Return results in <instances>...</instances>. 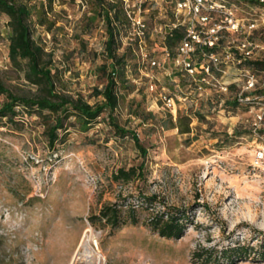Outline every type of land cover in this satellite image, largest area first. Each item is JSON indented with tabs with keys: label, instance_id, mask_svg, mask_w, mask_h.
Here are the masks:
<instances>
[{
	"label": "rangeland",
	"instance_id": "1",
	"mask_svg": "<svg viewBox=\"0 0 264 264\" xmlns=\"http://www.w3.org/2000/svg\"><path fill=\"white\" fill-rule=\"evenodd\" d=\"M42 1L54 23L50 30L35 24L33 36L53 51L57 90L80 94L92 104L99 99L93 89L105 84L97 71L107 38L103 22L99 17L87 21L94 13L89 0H52L49 8ZM175 1L128 0L131 18L119 35L118 53L129 54L113 116L137 133L145 156L130 135H119L109 124L108 111L85 131L73 115L67 117L53 148L46 127L54 115L47 111L27 114L17 106L13 121L2 120L0 264H70L73 258L72 264H264L259 257L264 156L256 159L264 148V128L253 124L264 102V93H258L264 71L237 58L264 61V5L218 0L237 21L214 12L202 25L203 37H217L218 58L217 69L202 80L200 68L193 76L182 68L177 45L165 46L174 26L201 27L177 12ZM137 19L144 24L139 35ZM7 21L0 15V79L15 94L34 95L38 87L25 78L24 63L15 66L8 57ZM248 72L255 73L256 83L245 90ZM240 93L253 95L254 102L227 104ZM4 99L0 94V105ZM150 112L167 126L151 119ZM179 114L190 117L187 133L169 124ZM140 164L141 174L128 180L114 177L118 169ZM152 196L156 200L151 203L138 202ZM103 208L109 214L117 210L116 226L101 217ZM164 211L185 213L180 237L165 238L151 227L150 219ZM87 238L88 262L81 247ZM236 243L253 247L248 258L234 263L218 258Z\"/></svg>",
	"mask_w": 264,
	"mask_h": 264
},
{
	"label": "trees",
	"instance_id": "2",
	"mask_svg": "<svg viewBox=\"0 0 264 264\" xmlns=\"http://www.w3.org/2000/svg\"><path fill=\"white\" fill-rule=\"evenodd\" d=\"M35 0H0V15H6L8 28V57L13 65L20 66L24 63L25 78L32 84L37 85L38 93L34 95H18L7 88L0 79V94H3L5 99L0 105V124L5 118L13 121L18 114L17 106H21L27 114L34 111L42 113L47 111L54 115L51 123L46 127L48 136V144L53 148L55 141L58 139V130L65 129L64 120L73 115L79 129L85 131L91 124L100 116L101 113L108 111V122L114 130L121 136L130 135L134 141L137 150L142 156L147 154V149L140 143L139 137L135 131L127 130L120 126L113 116L115 109L118 107L119 95L117 86L120 82H125V68L127 65L129 50L123 53H118L120 46L119 35L122 28L129 23L126 11L120 0H89L94 5V13L87 17V21L93 22L96 17H99L106 29L107 38L104 42V61L97 67V71L105 79V84L99 89H93V96L99 98L94 103H89L80 94L70 95L57 90L56 80L58 68L54 67L53 51H47L42 43L34 36V26L38 24L45 26L48 30L51 29L54 21L47 16L49 9L44 5L42 0L30 3ZM253 5L260 4L257 0H245ZM52 0H47L48 8L51 6ZM33 14L36 18L33 20ZM185 37V26L176 25L171 28L165 36V46L171 49L173 46H178ZM213 47L197 46L195 55L200 61V51H214ZM174 55V53H172ZM237 58H243L242 64L248 68L260 69L264 71V61L250 60L241 55ZM54 70V72H53ZM213 71V69H212ZM259 94L264 93L258 91ZM244 97H252L253 95L243 93ZM239 102L238 97L233 102H228L230 106H235ZM139 114V111L136 112ZM149 117L155 122L159 121L163 126H167L165 119H157L153 113H148ZM190 117L185 114H179L176 122H170L172 127H177L180 133L190 131ZM264 133V129L261 130ZM143 164L139 167H130L127 170L120 168L114 175L116 179H130L132 175L141 174ZM153 202L156 197H140L138 202L143 201ZM111 210V209H110ZM109 214L108 208H103L101 217L105 218L112 226H116L119 222L117 210L114 208ZM185 213H168L162 212L150 219V225L157 230L159 235L165 238H178L184 232ZM259 247L262 249L259 257L264 258V243ZM253 247L250 245L236 243L219 252L218 258L226 260L227 263H234L242 259L248 258Z\"/></svg>",
	"mask_w": 264,
	"mask_h": 264
},
{
	"label": "built area",
	"instance_id": "3",
	"mask_svg": "<svg viewBox=\"0 0 264 264\" xmlns=\"http://www.w3.org/2000/svg\"><path fill=\"white\" fill-rule=\"evenodd\" d=\"M260 5H264V0H257ZM123 7L126 11L127 16L131 18L129 13V5L128 0H123ZM175 9L177 12H183L184 15L188 17V21H199L201 27H194L192 24H188L185 26V37L182 39L180 44L177 47V53L182 56L180 61V65L182 68L191 76L197 74L198 69L202 70L203 76L202 80H205V75L209 74L210 70L217 69L218 66V58L216 57L214 51H200V61H194L192 55H195V51L197 46L202 47H213L215 46V40L217 37L210 36V38L203 37L201 33L203 32L202 25H205L207 21L211 18V14L223 13L226 21H237L233 18L231 11H225V5L218 2V0H176L175 1ZM136 21L137 27L139 31L137 34L142 33V29L144 28V24L141 23L139 19ZM179 21V19H178ZM175 27V26H174ZM211 30V29H210ZM213 30V29H212ZM242 47H246V44H242ZM197 52V51H196ZM250 51H245V55H248ZM207 59V62H203ZM155 62L152 61V64ZM256 83V75L255 73H247L245 75V85L244 89L248 90L254 87ZM168 104L171 103V99L164 98ZM238 100L241 102H246L252 104L254 102L253 97H244L243 93L238 95ZM254 129L264 128V102L260 103V112L256 115L254 121ZM264 156V148L258 149L256 152V159L259 160Z\"/></svg>",
	"mask_w": 264,
	"mask_h": 264
},
{
	"label": "bare ground",
	"instance_id": "4",
	"mask_svg": "<svg viewBox=\"0 0 264 264\" xmlns=\"http://www.w3.org/2000/svg\"><path fill=\"white\" fill-rule=\"evenodd\" d=\"M89 241L90 239H85L82 244H81V247H82V257L88 262L90 257H91V250L89 248ZM74 259V258H73ZM73 259L72 261L70 262V264H72L73 262Z\"/></svg>",
	"mask_w": 264,
	"mask_h": 264
}]
</instances>
